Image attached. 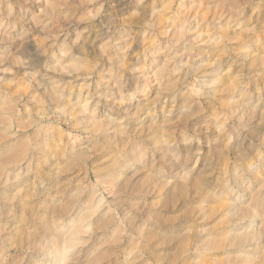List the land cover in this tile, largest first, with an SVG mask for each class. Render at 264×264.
Returning a JSON list of instances; mask_svg holds the SVG:
<instances>
[{
    "label": "rangeland",
    "instance_id": "rangeland-1",
    "mask_svg": "<svg viewBox=\"0 0 264 264\" xmlns=\"http://www.w3.org/2000/svg\"><path fill=\"white\" fill-rule=\"evenodd\" d=\"M0 264H264V0H0Z\"/></svg>",
    "mask_w": 264,
    "mask_h": 264
},
{
    "label": "bare ground",
    "instance_id": "bare-ground-1",
    "mask_svg": "<svg viewBox=\"0 0 264 264\" xmlns=\"http://www.w3.org/2000/svg\"><path fill=\"white\" fill-rule=\"evenodd\" d=\"M81 91H82V90H81ZM89 99H90V98H89ZM88 101H89V100H88ZM88 101H87V102H88ZM87 105H88V104H87Z\"/></svg>",
    "mask_w": 264,
    "mask_h": 264
}]
</instances>
